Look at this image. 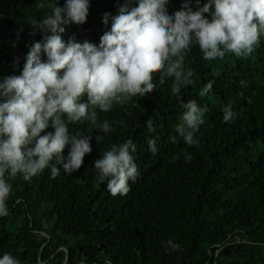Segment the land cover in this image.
Returning <instances> with one entry per match:
<instances>
[{
	"label": "trees",
	"instance_id": "obj_1",
	"mask_svg": "<svg viewBox=\"0 0 264 264\" xmlns=\"http://www.w3.org/2000/svg\"><path fill=\"white\" fill-rule=\"evenodd\" d=\"M126 2L89 0L86 22L63 25L62 39L98 46L111 27V20L102 22L104 13L115 16ZM185 2L168 0L167 11L174 14ZM49 3L0 0V78L19 75L30 46L42 41L39 33L30 35L27 20L42 18ZM64 3L59 0L60 7ZM189 6L195 11L196 0ZM185 66L194 71V83L182 89L181 99L208 109L196 133L198 145H186L175 132L181 100L171 93V79L161 84L154 72L156 87L147 96L98 112V120H108L114 130L106 135L93 130L92 152L78 171L68 175L61 169L52 178L46 168L30 181L9 180L0 255L11 253L21 264H104L106 259L112 264H264V37L250 56L229 53L207 61L193 44ZM209 80L213 90L202 97ZM241 80L247 87H240ZM229 106L236 119L226 123L223 109ZM148 118L155 128L151 133ZM89 127L87 121L69 125L72 132ZM99 134L103 139L97 144ZM129 138L137 145L139 175L129 181L126 194L112 195L93 162L111 144ZM148 139L157 140L156 154ZM169 239L182 250H166Z\"/></svg>",
	"mask_w": 264,
	"mask_h": 264
},
{
	"label": "clouds",
	"instance_id": "obj_2",
	"mask_svg": "<svg viewBox=\"0 0 264 264\" xmlns=\"http://www.w3.org/2000/svg\"><path fill=\"white\" fill-rule=\"evenodd\" d=\"M41 3L37 0L38 7ZM167 4L168 0H128L115 16L104 13L102 22L108 25L111 20V27L98 46L62 39L63 25L86 22L89 0H65L63 7L59 0H50V11L42 18L29 17L30 35L39 33L43 39L30 46L19 75L0 78V217L9 214L10 179L20 176L30 181L46 168L52 178L61 169L68 175L78 171L92 152L93 130L105 135L114 130L108 120H98V112L147 96L156 87L154 72L159 73L161 84L171 79V93L181 100L183 111L175 132L186 145H198L196 133L208 109L194 99H181L182 89L194 83V71L185 66L186 54L195 44L206 61L229 53L250 56L264 37V0H206L202 6L196 0L195 11L189 6L191 0H186L174 14H169ZM239 85L245 88L247 81ZM212 90L209 80L199 95ZM222 119L226 123L236 119L231 106L223 109ZM84 121L90 125L85 132L70 131V124ZM145 126L149 133L155 131L151 118ZM49 128L52 131H46ZM102 139L100 134L95 136L97 144ZM147 144L156 154L157 140L148 139ZM136 149L129 138L111 144L94 160L93 167L110 194H126L129 181L139 175ZM164 247L182 250L171 239ZM0 264L21 261L5 252ZM104 264L112 261L106 259Z\"/></svg>",
	"mask_w": 264,
	"mask_h": 264
}]
</instances>
